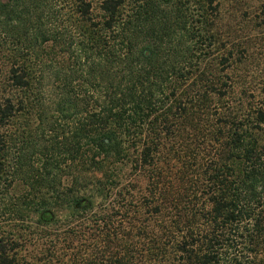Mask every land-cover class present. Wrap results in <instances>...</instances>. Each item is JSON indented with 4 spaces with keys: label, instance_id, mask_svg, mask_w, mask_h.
<instances>
[{
    "label": "trees",
    "instance_id": "obj_1",
    "mask_svg": "<svg viewBox=\"0 0 264 264\" xmlns=\"http://www.w3.org/2000/svg\"><path fill=\"white\" fill-rule=\"evenodd\" d=\"M211 1L0 0V264H264V66Z\"/></svg>",
    "mask_w": 264,
    "mask_h": 264
},
{
    "label": "rangeland",
    "instance_id": "obj_2",
    "mask_svg": "<svg viewBox=\"0 0 264 264\" xmlns=\"http://www.w3.org/2000/svg\"><path fill=\"white\" fill-rule=\"evenodd\" d=\"M103 0H86L96 8ZM182 5H209L207 0H179ZM211 5H219L220 16L218 20V33L228 47H233L239 40L251 41L249 54L254 55L264 66V26L258 24L264 21V0H212ZM257 35V36H256ZM261 39V40H260ZM2 81L5 78L1 79ZM144 187L143 176L138 177Z\"/></svg>",
    "mask_w": 264,
    "mask_h": 264
}]
</instances>
